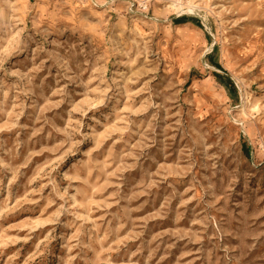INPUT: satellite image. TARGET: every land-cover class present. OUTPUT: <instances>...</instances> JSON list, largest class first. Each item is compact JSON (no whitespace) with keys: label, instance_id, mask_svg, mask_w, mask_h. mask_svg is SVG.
Wrapping results in <instances>:
<instances>
[{"label":"rangeland","instance_id":"obj_1","mask_svg":"<svg viewBox=\"0 0 264 264\" xmlns=\"http://www.w3.org/2000/svg\"><path fill=\"white\" fill-rule=\"evenodd\" d=\"M0 264H264V0H0Z\"/></svg>","mask_w":264,"mask_h":264},{"label":"trees","instance_id":"obj_2","mask_svg":"<svg viewBox=\"0 0 264 264\" xmlns=\"http://www.w3.org/2000/svg\"><path fill=\"white\" fill-rule=\"evenodd\" d=\"M219 67V66H218Z\"/></svg>","mask_w":264,"mask_h":264}]
</instances>
